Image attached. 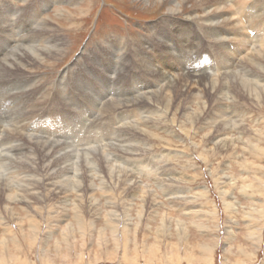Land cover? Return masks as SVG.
I'll return each instance as SVG.
<instances>
[{
    "label": "bare ground",
    "instance_id": "obj_1",
    "mask_svg": "<svg viewBox=\"0 0 264 264\" xmlns=\"http://www.w3.org/2000/svg\"><path fill=\"white\" fill-rule=\"evenodd\" d=\"M55 1L71 5L77 3V0H25L26 10L18 11L13 4L10 6L0 0V259H14L15 264H25L19 259L23 258L20 257L22 254H27V251L21 250L23 246L20 247V241H30L32 246L42 242L41 239L49 243L64 221L69 224L61 231L63 237L55 240V255L56 252L58 256L63 254L62 250L67 251L61 245L72 238L73 241L81 238L84 243L86 227L92 225L94 228L96 223L94 220L88 223L84 212L98 216L97 213L106 205L110 210L104 213V221L110 230L108 227L100 228L99 245L103 241L109 245L110 242L126 243L132 237L137 239L135 233L130 238L126 230L132 222L130 212L122 210L123 215L118 212L121 202L129 204L128 199L120 201L116 198L113 185L122 184L132 192L129 197L131 205L140 193L144 201L138 203L140 207L158 203L156 194H149L150 190L141 185L131 169L134 162L130 164L127 158L131 154L136 155L133 151L138 152L139 139L145 132L139 126L154 124L156 118L153 116L158 111L154 112L151 107H158V100L167 108L164 111L169 112L170 102L175 101L176 97H184L189 107L182 113L186 118L183 125L191 124L192 127L202 122L201 129L204 126H220L224 132L215 135L217 141L212 137L218 145L217 149L227 143L233 147L241 141L246 142L243 138L247 136V131L242 123L254 119L251 116L254 113L249 111V106L248 112L245 109L241 111L237 99L241 101L243 98L260 107L264 105L263 0H194L198 8L208 5L204 15L208 18L200 22L195 20L204 16L201 18L196 13L197 9L194 15L179 17L190 0H137L153 6L167 4L168 16L148 26L143 39L108 37L103 47L105 50L99 49L102 58H97L95 54L90 56L94 61L93 71L82 69L79 60L76 66L74 64L68 68L60 77L38 81L35 75L30 76L29 70L42 64L48 57L66 53L48 18L40 22L47 5ZM31 6L30 11L27 10ZM23 12L24 15H21ZM176 35L180 37L175 38ZM155 40L163 42L162 45L157 42L155 45ZM124 46L132 51L128 61L123 58ZM180 71L185 76L179 74ZM209 97L220 101L217 110L209 103ZM195 103L196 109L192 105ZM231 107H236V110ZM100 121L106 125L103 129L96 128V132L102 136L103 131L109 129L106 137L100 141L90 139L94 134L92 129ZM235 129L240 131L241 138H231L230 133ZM261 134L258 132L254 135L260 136V140L252 145L253 150L258 152L256 155H259V143L264 139ZM252 138L249 133V144ZM103 142L104 145L101 144ZM148 164L147 167L155 168V173L162 175L154 162ZM223 177L226 176L223 174ZM163 185L161 187L164 188ZM168 187L167 194H174ZM100 193L108 198L105 203L95 197ZM30 194L33 197H29ZM74 195L75 200L72 199ZM235 202L229 201L227 204L231 208ZM37 204H43L48 209L44 213L48 229L44 231L41 229L42 222L34 214L36 210L40 215L43 213ZM71 207L75 212L69 216ZM17 208L23 209L24 216L16 211ZM153 208L152 212L149 209L151 214L147 216L151 221L158 214V206ZM142 214L144 212L140 211L138 220L133 223L135 226L141 224ZM167 221H162V226L168 232L170 221ZM13 224L18 226L17 230H13ZM183 229L180 228L179 236L185 235L187 239L188 235ZM127 247L123 249L124 257L128 255ZM201 250L204 255H200L202 258L199 261L208 264L210 256L207 255L213 254V248L202 245ZM42 251L45 255L41 258L44 259L42 263L48 264L52 251ZM242 256L240 254L239 259ZM78 257L80 262L77 264H83L82 254ZM130 259L126 257L124 263L129 264L133 260ZM131 263L137 264V261ZM0 264L4 262L0 260ZM237 264L245 263L241 260Z\"/></svg>",
    "mask_w": 264,
    "mask_h": 264
},
{
    "label": "rangeland",
    "instance_id": "obj_2",
    "mask_svg": "<svg viewBox=\"0 0 264 264\" xmlns=\"http://www.w3.org/2000/svg\"><path fill=\"white\" fill-rule=\"evenodd\" d=\"M3 1L10 4V6L13 4L14 8L16 7L15 9L18 11L23 8L26 10L25 6H27V3L25 4V0ZM143 3V1L137 0H77V3L73 5L68 2L58 3L56 1L48 4L42 14L43 17L40 22L48 18V22H50V25L57 32L59 42L63 43V52L66 51V53L64 52V55L62 54L57 57H48L42 64L29 70L30 76L35 75L38 81L39 79H43L42 81L52 80V78L56 79L67 72V69L73 67L74 64L76 66V62L79 60L82 69L90 70L94 67V61L90 56L95 54L97 58H102L101 51L105 50L103 48L106 45L105 41L110 36L143 39L147 34L146 28L148 26L156 24L162 18L168 16L167 4L153 6V4L146 5V3L143 5ZM189 3L186 4L187 7H185L182 14L180 16L178 15L179 17L194 15L193 13L196 9V13L201 18L205 15V9H207L208 5L198 8L196 7L198 4L194 0H190ZM30 8L32 6L28 7L27 10L30 11ZM20 14L24 15V12ZM207 18L208 16H204L200 20L196 19L195 22H200ZM251 33L253 34V32ZM174 37L177 38L180 36L176 35ZM156 42L160 45L163 43L155 40V45ZM122 48L125 54L123 58L128 61L129 56L132 55V51L126 49L125 46ZM117 53L121 55V53ZM255 59L253 58V60ZM191 72L195 73L194 71ZM179 74L182 75V71ZM155 91L160 94L157 89ZM241 99V101L240 99L236 101L237 104H240V106L237 105L239 109L242 108L241 111L245 109L248 112V109L251 107L249 111L254 113L251 115L254 116V119L252 118V120L242 123L247 131V136L243 138L246 142L241 141L237 146L235 144L233 147H231L230 143H227L224 147H218L219 150L217 149L218 145L213 141L216 138L215 135H218V133L219 135L222 134L223 130L220 126H204V129H201L202 122L192 127L190 126L191 124L183 125L186 123V118H183L182 113L189 107V104L187 105L185 103L184 97H176L175 101L172 100L169 105V112L164 111L167 108L161 105L158 99V103H156L158 107H154V105L151 107L154 112L158 111L153 116L156 120H154L153 125L141 124L139 126L145 132H143V135L139 139L140 143L137 146L139 147L138 152L133 151V154L136 155L132 156L131 154L127 158L130 164L133 162L134 164L138 163L137 165L133 164L131 169L134 170L141 185L150 190L148 193L156 194L158 203L153 202V205H150L146 201L148 205L145 208L140 207L138 203L141 204L144 202L142 201V195L140 193L137 194L135 203L131 205L132 202L129 201V197L132 192L130 193L129 190H126V187L122 184H112L114 189H116V194L114 195L116 198H119L120 201L128 199L127 202L130 205L126 201L124 204L121 202L122 204L118 206V212L119 215L122 214V210L130 212L132 222L130 221L131 225L129 224L128 226L131 228L127 227L126 230L128 229V236L130 238L135 233L137 239L132 237L126 243H122V241L117 244L110 242L109 245L102 240L103 244L99 245L100 236L98 231L101 230L100 228L105 229L108 227L104 220H106L105 214L108 213L106 211L110 209L108 208L107 210L106 205L102 207L103 210H100V212L97 211L98 216L91 212L89 214L88 211L84 212V217H88L86 218L88 223L89 220L96 222L94 228L92 225L86 227L87 235L84 243L81 238L75 241L72 238L61 245L68 250H62L63 254L58 256H56V252L55 255L56 249H53L56 247L55 240L60 239L59 236L61 238L63 237L61 231L65 225L67 226L69 224L68 221H64L60 225L61 229L56 230L57 233L49 243H44V240L41 239L40 241L44 244L37 242L32 246L30 241H20V247L23 246L21 250L27 251V254L23 255V252L20 253V255L22 254L20 257L23 258L19 259H22L21 261H24L25 264H43L42 261L44 259L41 260V258H44L43 256L45 255L42 250L49 249L52 253L48 258V264H77L80 262L78 256L81 254L83 264H125L124 259L126 257L129 260L132 258L137 261V264H202L203 262L199 261L203 254L201 248L202 245H206L213 248V254L207 255V257L210 256V262L208 264H237L241 260L245 264H264V155L262 154L264 153V139L259 143L261 154L256 155L258 152L256 150L254 151L252 147L257 140H260V136L257 135L256 137L254 135L262 132L261 136H264V105L260 107V105L248 103L243 98ZM209 103H212L214 109L217 110L220 101H216L215 98L210 99L209 97ZM192 105L196 109L197 103ZM235 108L231 107L234 111L236 110ZM105 125L101 121L97 122L92 129V133L94 134L90 139L100 141L105 138L109 129L103 131L102 136H99L96 132V128L103 129ZM232 132L230 133L231 138H241L238 129ZM249 133L253 136L251 139L253 141L250 144L247 141ZM231 138L229 140H232ZM101 144L104 145L105 142ZM247 144L250 146H247ZM152 161L155 166H159L162 175L156 174L154 171L155 168L150 169V167H147L149 165L148 163H153ZM223 174L226 177H223ZM103 176L106 178L107 175L103 172ZM97 183L99 184V180L96 181ZM164 183L165 185H163ZM161 184L165 189L161 187ZM165 186H169L170 188L168 187V189L172 193L174 192V194L168 195L166 192L167 187ZM29 197H33V194H30ZM75 197L76 195L72 199L75 200ZM95 197L101 203H105L108 200L101 193ZM173 197L178 198L174 199ZM229 201H236L235 206L230 208L228 206L229 204H227ZM37 206L41 208L40 211L43 213L40 215L36 210L34 214H37L38 219L42 222L40 223L42 225L41 229L43 231L47 230L48 222L47 219H44V213L48 209L44 208L45 205L43 204H37ZM153 206L156 208L158 206L159 209L157 208L158 214L156 216L154 215L155 217L151 221L147 219V216L154 210ZM72 207L68 210L69 216H72L75 212ZM16 211L21 212V215L24 216L23 209L17 208ZM140 211L144 212V215L142 214L143 223L141 221L140 225L135 226L133 223L138 220ZM52 215L54 216L55 214ZM121 216L119 217L121 218ZM127 218L125 219L127 220ZM165 220H168L167 222L170 221V224H168L170 226L168 230L170 234L167 232L165 226V230L163 229L162 221ZM10 222L12 221L10 220ZM11 226H13V230L18 229V226L15 224ZM180 228H184L183 230L188 235V240L184 238L185 235L184 237L179 236ZM107 229L108 231L110 230L109 227ZM178 229L179 231H177ZM0 234H2L1 231ZM11 246L14 245L12 244ZM44 246L46 248H43ZM125 246H128L126 250L128 255L126 254V257L123 256ZM242 248H244L243 252L245 251L246 254L241 252ZM240 254L244 257L242 256L243 258L241 257L239 259ZM25 255L27 257H24ZM173 259L176 261H173ZM0 260L4 264H8V262L10 264L16 263L14 259H9L10 261ZM132 261H129V264H132Z\"/></svg>",
    "mask_w": 264,
    "mask_h": 264
}]
</instances>
